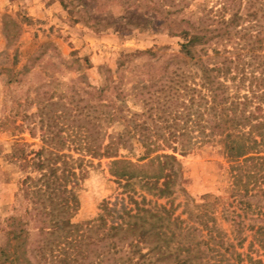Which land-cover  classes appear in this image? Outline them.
<instances>
[{"label":"trees","instance_id":"obj_1","mask_svg":"<svg viewBox=\"0 0 264 264\" xmlns=\"http://www.w3.org/2000/svg\"><path fill=\"white\" fill-rule=\"evenodd\" d=\"M225 1L223 9L231 5ZM231 1L233 12L215 20L204 9L177 17L187 0H147L160 16L158 26L180 43L162 72L131 94L141 113L118 109L112 84L79 92L73 84L62 90L51 78L52 94L60 89L56 101L40 92L42 83L33 89L42 146L21 166L39 174L21 180L19 196L29 202L24 214L35 223L36 239L30 240L20 216L5 218L0 264H239L237 250L247 237V247L261 252L257 259L248 256L247 264H264V0ZM216 42L231 44V50L208 53ZM42 53L9 82L26 75ZM72 139L78 148L71 149L90 158L130 152L133 143L145 151L142 159L154 154L156 174L142 185L165 203L145 205L141 198L133 209H104L95 222L71 223L76 166L60 151ZM205 142L215 143L224 160L226 196L204 194L199 204L185 196L173 206L175 192L184 193L179 184L174 189L181 177L174 154ZM219 221L227 223L226 231Z\"/></svg>","mask_w":264,"mask_h":264},{"label":"rangeland","instance_id":"obj_2","mask_svg":"<svg viewBox=\"0 0 264 264\" xmlns=\"http://www.w3.org/2000/svg\"><path fill=\"white\" fill-rule=\"evenodd\" d=\"M223 2L187 0L188 7L176 16L204 9L202 13L209 11L215 20L227 18L236 4L226 0L231 5L223 9ZM158 3L163 4V0ZM159 18L147 0H0V247L5 245L4 219L10 216H20L31 232L30 240L36 239L35 223L24 214L29 202L19 196L21 180L39 174L28 165L21 166L42 146L39 116L30 103L33 89L42 83L40 92L46 90V96L51 94L52 101H56L64 86L73 84L82 92L87 85L112 84L116 86L112 94L117 98V108L141 113L140 103L131 94L158 76L169 55L179 50V38L167 35L158 26ZM146 21L150 23L144 28H133L134 23L143 26ZM209 47L208 53L210 49L231 50V44L222 42ZM39 51L43 53L32 61L31 70L22 77L17 75V82H9ZM51 78L61 85L56 94L47 87ZM77 144L72 139L69 149L63 147L60 151L74 159L76 166L73 194L77 208L71 223L95 222L104 209H133L141 198L145 205L165 203L166 199H156L142 185V180L156 174L154 154L142 159L145 151L133 143L130 152L119 149L108 157L90 158L71 149L78 148ZM174 157L181 169L174 189L179 184L184 193L175 192L173 206L181 204L185 196L197 204L204 194L226 196L227 184L221 179L225 164L215 143H197L186 154L176 153ZM180 210L177 208L175 214ZM219 226L228 229L222 221ZM248 241L247 237L237 250L243 256L239 264H247L248 256L260 257L256 245L247 247ZM9 264L16 263L11 260Z\"/></svg>","mask_w":264,"mask_h":264}]
</instances>
